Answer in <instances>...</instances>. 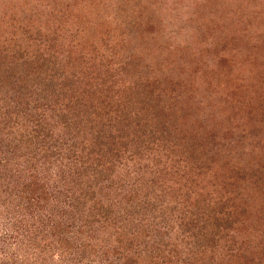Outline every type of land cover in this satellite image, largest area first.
I'll list each match as a JSON object with an SVG mask.
<instances>
[{"label": "rangeland", "instance_id": "1", "mask_svg": "<svg viewBox=\"0 0 264 264\" xmlns=\"http://www.w3.org/2000/svg\"><path fill=\"white\" fill-rule=\"evenodd\" d=\"M54 18L65 37L119 34L87 67L117 105L77 118L37 85L39 109L12 91L1 121L0 101V264H264V0H0V60L58 53Z\"/></svg>", "mask_w": 264, "mask_h": 264}, {"label": "trees", "instance_id": "2", "mask_svg": "<svg viewBox=\"0 0 264 264\" xmlns=\"http://www.w3.org/2000/svg\"><path fill=\"white\" fill-rule=\"evenodd\" d=\"M49 17L51 18L56 16L52 13L49 14ZM55 22H58L57 18H54L53 20L54 24H52L50 20L49 26L51 30L49 32H47L46 30V32L42 34H45V40L47 43L49 42V38L56 39L55 44H58V48H59L58 53L55 50L50 49L46 55H43L41 52H39L38 48H36L35 51L31 49L28 52L26 50L27 48L22 47L23 50L22 51L19 50L18 56L16 54V57H20L25 53L28 56L29 55L33 56V59L27 62L25 66L20 64L19 65L14 64L13 60H15V55H14L15 51L13 52L14 56L12 55L11 59L9 60L10 64L7 61L9 52L5 54L3 60H0V101L2 102L1 106L4 107L3 112H1L2 114L1 121L12 120L13 112L11 111H15V109L9 107L7 108L6 105L10 98L7 94L11 93L12 91L14 95L13 103L16 104L22 98L21 101L25 102L24 103L25 106L30 101H32L30 108L32 109L33 107V109L38 110L40 103L43 104L42 99L44 97H40L41 100L38 99V97L32 99V96H30L29 94L31 92L30 88H34V86L37 85L40 86V90H43V92L41 93L42 95H44L45 93L51 95V99L52 102H54V105H56L57 101L60 98H63L62 102H64L68 106V109L71 108L73 110L74 116L76 115L77 118L79 117L78 116L79 112L82 110L88 111L91 108H95L97 106H103V105H110V106L117 105V103L114 104L109 101V98L112 97V92H113L111 86L107 85L106 82L104 83V81L101 82L100 84L98 83L91 84L90 81L92 80L93 77L91 76V74L94 75L92 69L96 70L99 68L95 64L96 58L93 55V52L97 51L98 45H107L109 47V51L113 49L116 50L117 46L121 44V42L118 40L119 34L113 32L111 28L107 27L104 20H97L95 22L94 28L92 29V34H91L92 36L90 37L91 41L89 42L88 40H82L81 38L74 39L75 37L74 34L79 32V30L77 31L73 30L72 31V33H74L73 35L72 33H68V35H66L67 37H65L62 31L57 30L56 28L57 25H55ZM26 37L29 38L31 36L26 35ZM109 37H113V40L109 41L110 40ZM94 38H97L96 39L97 42L94 40ZM261 42H264V38H261L259 43L253 44L252 47L261 44ZM60 48H64V50H60ZM89 48H91V50L89 51V54H86V51H88L87 49ZM74 51L76 54L72 55ZM74 61H79L80 69L78 70L82 74L81 78L83 77L85 78V80L83 81L84 84L81 83L82 88L80 91L74 85V81H75L74 72H70L67 69V65L73 63ZM224 61L225 60L222 61L219 60L218 62H216V64L224 63ZM3 63H7V64H3ZM91 65H94V67L91 70H88L87 67L91 68ZM70 66H72V64H70ZM235 78H236L235 75H229V73L225 75V78L224 77L222 78V81H224V88H225L224 90L225 92L227 91L226 93L230 94V96L232 97L235 96L243 97L244 94L242 89L244 90V88L241 82L242 80ZM19 88L21 90H18ZM116 93L118 94L119 90H116ZM92 95L95 96V98L89 101L88 96H92ZM20 96L21 98H19ZM145 97L146 95H143V97H141L139 101H137L138 105L140 106L137 109L142 108L143 104L141 102H144ZM122 99L123 98H121V100ZM9 105L10 104H8V106ZM163 106L165 107L167 105L161 106V109L164 111ZM76 108H78V110ZM19 109L20 111L22 110L21 108ZM18 112L16 114L17 117H19ZM36 113H38V111ZM167 113L168 111L163 112L161 118L162 117L166 118ZM40 114L41 112H39L35 117H32L30 120L33 122L36 121V123L39 125V122L37 120L40 119ZM27 115L33 116V114H31L30 111L27 112ZM139 123L146 125L148 122H146L145 119H142V121L140 120ZM139 129L143 130V127ZM135 132L139 136L138 132L134 128L131 132V135L134 138H136ZM96 135L97 132L95 133V136ZM102 147L103 146L97 142L95 151L99 153V151H102ZM106 147L108 149L110 145ZM195 163L197 162L195 161ZM194 167L198 169L201 167V165L198 163ZM253 184L255 185L256 183Z\"/></svg>", "mask_w": 264, "mask_h": 264}]
</instances>
